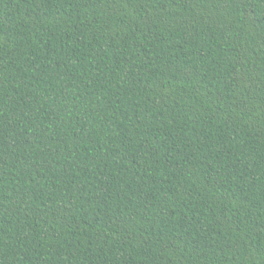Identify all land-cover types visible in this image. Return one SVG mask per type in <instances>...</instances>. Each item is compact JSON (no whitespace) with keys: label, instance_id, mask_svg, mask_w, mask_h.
Segmentation results:
<instances>
[{"label":"trees","instance_id":"trees-1","mask_svg":"<svg viewBox=\"0 0 264 264\" xmlns=\"http://www.w3.org/2000/svg\"><path fill=\"white\" fill-rule=\"evenodd\" d=\"M0 264H264V0H0Z\"/></svg>","mask_w":264,"mask_h":264}]
</instances>
